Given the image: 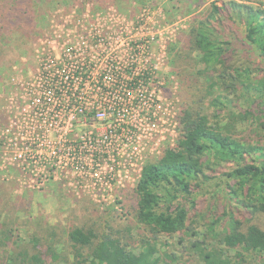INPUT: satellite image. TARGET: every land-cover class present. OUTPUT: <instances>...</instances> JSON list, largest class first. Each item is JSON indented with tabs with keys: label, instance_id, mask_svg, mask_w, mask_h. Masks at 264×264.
<instances>
[{
	"label": "rangeland",
	"instance_id": "1",
	"mask_svg": "<svg viewBox=\"0 0 264 264\" xmlns=\"http://www.w3.org/2000/svg\"><path fill=\"white\" fill-rule=\"evenodd\" d=\"M229 1L264 7V0H94L93 3L89 0H0V110L9 97L15 98L20 91L14 82L29 78L34 73L37 62L35 54L40 50L37 46L45 44L46 38L48 41L53 39L54 53L59 54L64 41L54 38L56 35L53 33L58 34L62 30L72 32L74 24L69 20L84 17L85 29L92 26L97 18L105 30L120 33L117 26L119 21L109 23L106 17L114 20L121 14L129 20V25L120 37L121 45L116 47L120 53L118 60L126 63L125 66L151 70L150 76L143 78L158 106L153 110L152 117L145 112L139 116L140 128L145 135H139L138 139L142 140L141 146L148 158L153 152L173 143L179 128L177 118L183 108L200 109L213 120V114H218L217 119L223 123L228 121L232 126L233 137L264 149V112H260L257 105L260 97L253 90L244 89L235 96H225L216 88L210 90L214 73L195 62V53L186 58L181 56L177 64H172V49L182 46L189 27L212 4L222 6ZM100 17L105 19L100 21ZM229 24L232 29L230 34L236 32L238 36L230 38L232 43L229 50L234 51L233 59L242 56L245 62L259 65L261 68H254L253 75L256 73L260 76L264 73V61L246 44L244 33L237 30V25ZM139 41L144 51L138 53L136 44ZM217 94L223 96L222 105H214L213 98ZM245 110H250L253 115L234 123ZM2 115L0 127L5 124ZM227 116L228 119H225ZM10 158L12 155L4 147L0 148V226L5 224V229L11 228L12 237L8 246L12 240L24 246L32 235L42 238L53 232L56 235L53 241H57L58 246L56 253L61 257V262L71 264L66 241L69 227L96 223L101 227H130L131 234L141 233L131 215L126 216L134 196V187L124 183L129 173L122 187L112 192L114 197L103 190L96 192L94 197L89 196L88 186L78 183L77 175L74 173L72 176L71 171L67 175L63 172L49 175L42 168L13 166L7 163ZM246 158L248 161H259L255 152ZM224 169L226 167L220 168L215 173L216 178L192 195L195 201L193 209L187 203L189 214L196 220V230L200 233L204 226L200 223V217L214 215L223 218V211H232L240 217L248 215L240 204L229 198L227 179L220 176ZM47 177L52 179L47 180ZM193 240L190 238L187 247ZM160 241L167 243L166 250L176 256L178 264H203L192 251L182 249L177 235H163ZM5 249L0 246V255ZM41 250L46 262H50L44 248ZM250 261L251 264H264V255H254Z\"/></svg>",
	"mask_w": 264,
	"mask_h": 264
},
{
	"label": "trees",
	"instance_id": "2",
	"mask_svg": "<svg viewBox=\"0 0 264 264\" xmlns=\"http://www.w3.org/2000/svg\"><path fill=\"white\" fill-rule=\"evenodd\" d=\"M229 22L237 25L246 44L264 61V7L229 1L222 6L212 4L189 27L182 46L172 49V64H177L181 56L195 53V62L214 73L210 90L216 88L225 96H235L251 89L260 97L257 105L263 113L264 73L253 75L259 65L245 62L242 56L233 59L230 38L238 36L236 32L230 34ZM222 98L217 94L214 105H222ZM250 115L253 113L245 110L234 123ZM217 117L213 114L215 120L210 119L200 109L180 111L175 145L147 162L133 188V203L126 216L131 215L141 233L134 235L130 227H101L96 223L69 227L66 241L71 264H178L176 256L166 250L167 243L160 241L163 235H177L182 249L192 251L203 264H251L252 256L264 255V149L233 137L232 126ZM254 152L259 161H248L246 156ZM222 167L227 169L220 176L227 179L229 198L248 215L240 217L223 211V218L200 217L204 225L200 233L187 203L193 209L192 195L216 178L215 173ZM0 227V246L6 248L0 264H63L56 253L55 233L42 238L32 235L24 246L12 240L8 246L11 228L5 229V224ZM190 238L194 240L187 247ZM41 248L50 262L44 259Z\"/></svg>",
	"mask_w": 264,
	"mask_h": 264
},
{
	"label": "built area",
	"instance_id": "3",
	"mask_svg": "<svg viewBox=\"0 0 264 264\" xmlns=\"http://www.w3.org/2000/svg\"><path fill=\"white\" fill-rule=\"evenodd\" d=\"M120 15L106 17L109 23L119 21L120 33L105 30L97 18L84 29L82 17L69 20L72 32L53 33L64 41L59 54L53 39L37 46L34 73L14 82L20 91L0 110L5 123L0 148L12 155L7 163L49 175L71 171L88 186L89 196L101 190L112 196L128 173L124 183L135 187L147 162L175 145L178 129L172 144L148 158L138 139L145 135L139 116L152 117L158 106L143 78L151 70L118 60L116 47L129 25ZM136 47L144 51L140 41Z\"/></svg>",
	"mask_w": 264,
	"mask_h": 264
}]
</instances>
